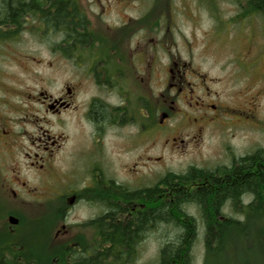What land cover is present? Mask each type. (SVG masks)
Returning <instances> with one entry per match:
<instances>
[{
  "label": "rangeland",
  "instance_id": "rangeland-1",
  "mask_svg": "<svg viewBox=\"0 0 264 264\" xmlns=\"http://www.w3.org/2000/svg\"><path fill=\"white\" fill-rule=\"evenodd\" d=\"M75 1L88 22L87 29H91L95 34V39H87L88 49L93 50L98 41L100 42L99 36L106 34L110 37L112 45H119L124 54V61L131 60L128 58L133 55L132 51L137 43L139 46L152 47L155 73L151 81L156 95L163 88L167 60L174 59L184 65L187 80L193 81L195 74L192 76V71L198 73L199 79L208 89L203 93L213 96L209 102L219 106L220 110L221 106L224 108L217 121L205 125L202 131L197 133L195 129L200 122H195L193 118H198V115L181 103H178V106L185 118L178 121L180 117L175 116L159 126L158 120L161 116L156 101L155 140L154 147L149 152L155 159L152 170L155 183L169 173H184L192 167L212 169L255 150H264V49L259 47L263 34L256 32L255 38L250 39L251 34L242 26L244 0ZM1 36L2 33L0 114L8 118L11 130L16 132L13 134L20 142V150L15 151V154H4V151L0 154V227H3L1 220L5 212L23 211L21 199L13 200L4 184L8 183L13 175L19 176L28 184L33 182L34 175L28 169L30 161L24 154V151H30L27 148V137L35 139L34 131L47 130L50 135L63 133L66 137L63 146L71 145L78 139L76 136L87 130L84 118L81 117L83 107L79 103L99 90L91 84L87 67H78L76 61L74 62L68 53H64L67 51L60 50L63 36L59 31L45 27L39 30L37 20L27 18L13 38L2 39ZM249 47L251 51L248 50ZM136 68L139 71L138 77L146 78L143 66ZM76 83H80L77 94L79 112L73 114L63 111L52 115L34 101L32 103L40 93L57 97L66 91L68 85ZM195 93L202 94L201 91ZM250 96L257 97V109L253 112L248 111L251 108L248 104L245 105ZM184 101L188 102L186 99ZM234 108L242 112H233ZM161 126H167V131L162 132ZM130 131L125 127L121 139V177L124 184L128 181L126 171L131 167L137 153L136 150L128 152L132 135ZM195 132L198 135H195ZM169 137H176L178 142L179 139L183 142L185 140V144L180 142L175 147L172 145V148H166L164 140ZM114 145L118 146V139L108 136V165L118 168L119 160L114 153ZM56 164L62 162L57 161ZM142 170L147 172V169ZM12 186L15 189L14 185ZM27 199L29 204H55L49 198L44 203H34L31 198ZM186 211L197 218V224H201L199 214L194 208L186 206ZM223 211L230 217H238L228 212V209ZM25 217L31 219L27 214ZM20 232L26 235L25 228ZM174 232L170 226L159 222L144 231L145 238L136 245L133 261L126 264L156 263L160 247L173 240ZM203 236L204 233L199 228L192 248L191 264H204ZM27 238L29 243L36 244L34 236ZM255 244L256 242H242V246L246 245L245 248L252 246V250L247 252L250 253L248 256L222 255L218 260H211L210 264H264V245ZM230 245L240 248L239 244ZM44 264L52 263L48 260Z\"/></svg>",
  "mask_w": 264,
  "mask_h": 264
},
{
  "label": "flooded vegetation",
  "instance_id": "flooded-vegetation-1",
  "mask_svg": "<svg viewBox=\"0 0 264 264\" xmlns=\"http://www.w3.org/2000/svg\"><path fill=\"white\" fill-rule=\"evenodd\" d=\"M263 2L264 0H244L241 19L242 26L251 34L250 39L255 38L256 32H262L259 47L264 49ZM37 22L41 30L43 24ZM77 32L90 33V37L95 39L91 29ZM74 34L75 32L70 33L68 43L62 44L60 50L67 51L68 56L76 61L78 67H87L88 78L99 92L95 91L79 103L83 107L81 117L84 118L87 130L81 135H75L78 139L71 145L63 146L66 138L63 133L50 135L47 130L34 131L35 139L27 137V148L30 151H24V154L30 161L28 169L34 175L33 182L28 184L19 176L13 175L11 180L4 184L13 200L21 199L23 203L21 204L23 211H7L2 216L0 249H7L2 254L7 261L15 260V263L19 264H44L51 260L52 264H76L83 259H90L105 264L107 246L121 240L123 227L137 230L138 226L144 223V219L147 228L153 226L156 183L152 170L155 159L149 152L153 149L155 140L156 101L161 116L158 120L159 126L175 116L180 117L178 121L185 118V114L180 112L178 106V103H181L198 115V118H193L195 122L203 123L195 129L197 133H200L205 125L217 121L224 110L222 106L220 110L219 106L209 102L213 96L203 93L208 89L199 79V74L192 71V76L195 74L192 77L193 81L187 80L184 65L174 59L167 60L163 88L156 95L151 81L155 73L152 47L139 46L137 43L135 50L132 51L133 55L128 58L131 60L124 61V54L119 45H112L107 34L99 36L100 42L98 41L93 50L88 49V43H84L83 39H77ZM248 50L251 51V48ZM139 65L143 66L146 78L138 77L139 71L136 67ZM79 86L80 83L68 85L66 91L57 97L40 93L32 103L34 101L52 115L63 111L74 114L80 111L77 102ZM195 91H201L202 94L198 95ZM247 104L251 107L248 111H255L257 97L248 98L245 102V105ZM232 111L242 112L237 108ZM167 126H161V131H167ZM125 127L132 133L128 152L136 150L137 153L131 167L126 171L128 181L124 184L121 177L123 174L121 139ZM14 132L8 118L0 114V154L4 151V154L13 155L15 151L20 150V146L18 147L20 142ZM108 136L118 139V146H113L119 160L118 168L108 165L106 146ZM180 142L185 144V140L183 142L179 139L178 142L176 137H169L164 140V147L172 148V145L175 147ZM57 161H61L62 164H56ZM234 162L232 160L227 164L216 165L212 169H203L214 171L218 167L229 168ZM142 169H147V172H142ZM219 176L217 172L202 179H193L191 175L192 180L188 184H180L177 188L175 187L177 183L167 180L159 185L158 197L163 196V199L160 198L162 202H171L170 196L182 189L184 192H196L201 188L210 189L212 181L208 177ZM27 198H31L34 203L35 201L44 203L49 198L55 204L50 206L29 204L26 202L29 200ZM25 214L31 219H27ZM9 218L15 219V224H11ZM24 228L26 235L20 232ZM27 236H34L36 244L29 243ZM8 249L12 251L16 249L21 253L15 256Z\"/></svg>",
  "mask_w": 264,
  "mask_h": 264
},
{
  "label": "trees",
  "instance_id": "trees-1",
  "mask_svg": "<svg viewBox=\"0 0 264 264\" xmlns=\"http://www.w3.org/2000/svg\"><path fill=\"white\" fill-rule=\"evenodd\" d=\"M27 18L62 33L61 44L68 43L70 33L75 32L76 38L83 39L84 43L91 35L77 32L86 30L88 22L75 0H0L2 39L13 38ZM234 161L233 166L218 167L214 171L192 167L184 174L169 173L156 183L153 226L158 222L170 226L175 230V236L160 247L154 264H191L192 248L199 228L204 233V264H210L211 260H218L222 255L248 256L252 246L245 248L243 241L264 245V150H255ZM216 172L219 177H208L212 181L210 189L201 188L196 192H184L182 189L170 196L171 202H162L160 198L163 196L158 197L159 185L167 180L177 183V188L180 184H188L192 180L191 175L193 179H202ZM186 206L198 212L201 224H197V218L186 211ZM224 209L238 217H230ZM149 229L146 219L137 230L123 227L121 240L107 246L105 264L132 262L136 245L144 238V231ZM230 244H239L240 248ZM6 250L0 249V264H19L3 258ZM8 250L15 256L21 253L16 249ZM99 263L83 259L76 264Z\"/></svg>",
  "mask_w": 264,
  "mask_h": 264
},
{
  "label": "water",
  "instance_id": "water-1",
  "mask_svg": "<svg viewBox=\"0 0 264 264\" xmlns=\"http://www.w3.org/2000/svg\"><path fill=\"white\" fill-rule=\"evenodd\" d=\"M9 222H10L11 224H15L16 220L13 219V218H9Z\"/></svg>",
  "mask_w": 264,
  "mask_h": 264
}]
</instances>
